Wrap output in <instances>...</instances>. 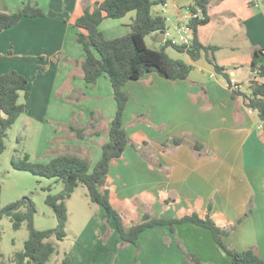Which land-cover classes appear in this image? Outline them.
Listing matches in <instances>:
<instances>
[{
  "label": "crops",
  "instance_id": "obj_1",
  "mask_svg": "<svg viewBox=\"0 0 264 264\" xmlns=\"http://www.w3.org/2000/svg\"><path fill=\"white\" fill-rule=\"evenodd\" d=\"M28 1L36 2L46 15L24 18L0 33V53L6 59L18 58L14 70L29 77L26 112L32 109V131H40L34 157L48 163L59 155H76L89 160L93 169L103 155L102 145L109 141L117 102L107 74L95 84L85 81L75 62L85 52L75 39L74 23L86 6L103 0H0V11L15 12ZM209 1L210 20L199 26V40L217 47L216 60L238 83L247 81L240 86L249 93L256 76L250 66L253 52L264 49V0ZM193 6L194 0H165L154 6V12L166 17L167 29L168 20L174 21L178 37V26L190 22ZM135 16L131 11L122 18H106L100 29L108 39L123 36L131 32ZM166 40H172L166 32L156 37L161 46ZM224 50L230 54L220 55ZM185 53L184 61L194 66L187 79L173 81L149 72L124 86L129 96L123 117L129 143L112 160L103 188L126 228L146 213L170 219L196 211L204 217L211 204L210 215L222 228L230 229L243 218L224 236L225 244L237 250L256 247L264 258L263 125L257 112L245 105L244 96L233 97L226 77L216 72L204 53L197 60ZM259 61L264 62V56ZM245 68L249 75L239 81V71ZM78 130L86 136L80 138ZM176 138L182 141L177 144ZM231 163L241 165L240 173L235 175ZM231 174L238 178L236 185ZM120 241L115 219L98 205L65 253L69 264H135L136 260L197 264L188 261L182 245L201 264H232L212 232L194 223L178 224L175 231L168 225L150 227L136 244L119 249Z\"/></svg>",
  "mask_w": 264,
  "mask_h": 264
},
{
  "label": "trees",
  "instance_id": "obj_2",
  "mask_svg": "<svg viewBox=\"0 0 264 264\" xmlns=\"http://www.w3.org/2000/svg\"><path fill=\"white\" fill-rule=\"evenodd\" d=\"M162 2L164 3L165 0H103L93 7L86 6L83 13L75 20L74 26L78 29L75 39L82 44L85 52V57L75 62L81 66L85 81L88 84H95L102 74H107L114 89L117 111L111 121L109 141L102 145L103 155L93 169H91L89 160L76 155H59L48 163L32 161L28 153L23 158L15 156L11 158L13 168L29 171L36 176L58 178L63 182V189L56 194L48 192L46 196V203L53 209L58 219L57 226L40 230L34 225L37 207L31 197L23 196L1 207L2 184L0 183V220L4 216H9L16 229L26 222L29 230V237L25 240L24 248L16 251L11 261H0V264H47L52 255L58 252L56 245L49 239L55 237L57 240H63L66 237L68 220L66 200L80 184L86 186L92 202L103 206L108 213V218L115 219L121 235L119 249L128 244H136L140 234L150 227L168 225L175 231L176 225L189 222L208 228L216 242L231 256L232 264H264V258L259 255L256 247L237 250L228 247L224 242V236L230 234L243 218L239 219L230 229L222 228L211 217L212 205L210 204L209 212L204 217L196 211L170 219L152 218L146 213L142 220L126 228L121 213L110 200L109 191L103 188L112 160L120 157L129 143L123 118L129 100L128 93L124 90L126 83L138 80L149 72H157L173 81L187 79L194 68L192 64L182 59L169 56L165 50L167 46H173L180 52H187L193 60L199 59L204 53L208 61L214 65L216 72L226 77L233 97L244 96L245 105L257 112L264 129V62L259 61V58L264 56V49L254 50L250 66L256 76L250 81V92H242L241 84H239L240 87H233L232 77L226 71V67L216 60L217 47L203 44L199 40V26L210 20L209 0H194L191 11L201 12L202 17L190 19L189 23L194 31L193 43L190 46L166 40L160 50L148 47L145 40L147 35L167 31L166 17L154 12V6ZM131 11H136V16L131 23V32L115 38H106L100 29L102 21L106 18H122ZM45 15L44 9L31 1L26 2L12 13L0 11V33L24 18L44 17ZM28 84L29 80L26 75L17 70L0 73V112L4 114L0 116V153L7 148L8 130L27 111L26 101L30 97ZM22 96L25 99L24 102L20 101ZM94 114L95 111H92L90 117ZM78 136L84 138L86 134L78 130ZM181 141V138L175 139L177 144ZM200 147V143L195 144L196 149ZM181 247L189 262L201 264L200 259L194 253L186 251L182 245ZM70 261L71 258L65 253L56 264H69ZM135 264L139 262L136 260Z\"/></svg>",
  "mask_w": 264,
  "mask_h": 264
},
{
  "label": "rangeland",
  "instance_id": "obj_3",
  "mask_svg": "<svg viewBox=\"0 0 264 264\" xmlns=\"http://www.w3.org/2000/svg\"><path fill=\"white\" fill-rule=\"evenodd\" d=\"M173 22V20H168L169 28L166 31V36L168 38L171 37L172 40H178L176 31L173 28ZM158 35L159 32L146 36L145 40L148 47L158 50L163 48L165 44L161 46V43L156 41ZM165 50L172 58L187 60L188 56H186V53L176 50L173 46H167ZM227 54H230L228 50H224L220 53V55ZM30 55H32V53ZM19 63L18 58L6 59L1 57L0 53V73L5 72L4 68H9L8 71L15 69L16 65ZM248 75L249 68L241 69L237 79L242 81ZM27 78L29 80V77ZM240 84L245 87L247 81L240 82ZM244 89L246 90V88ZM20 101H25L23 96ZM1 115L3 116L4 114L0 112V116ZM34 133L35 132L32 131V109L30 108L29 112H24L8 130V136L6 138L7 148L3 153H0V183L2 184L1 207L23 196L31 197L37 207L34 225L37 229L44 230L55 228L58 224V219L53 209L46 203V196L48 192L53 194L59 193L63 189V182L58 178L36 176L29 171L15 169L11 164V158L13 156L16 158H23L26 153L31 155L32 161L37 160L34 156H36L35 153L40 131L33 136ZM229 166L231 170L235 171V175L240 173L242 169L239 163H231ZM238 177L240 178V176ZM230 178H234V185H236L238 178L233 176V174L230 175ZM48 188H50V190ZM66 202L68 207L66 237L63 240H57L55 237L49 239L56 245L58 252L52 255L47 264H56L62 259L64 253L67 252L75 242L84 224L98 207V204L92 202L90 199L84 184H80ZM105 223L107 226L106 233H110L108 223ZM28 237L29 230L26 222H24L19 229H16L13 226L12 218L4 216L0 220V261H11L14 253L24 248L25 240Z\"/></svg>",
  "mask_w": 264,
  "mask_h": 264
},
{
  "label": "built area",
  "instance_id": "obj_4",
  "mask_svg": "<svg viewBox=\"0 0 264 264\" xmlns=\"http://www.w3.org/2000/svg\"><path fill=\"white\" fill-rule=\"evenodd\" d=\"M190 19L193 17H202L201 12L195 13L193 11H189ZM178 40H173L174 43L179 42L180 44L190 46L193 43L194 39V31L192 26L189 23H183L178 26ZM240 83H238L234 78L231 80V85L233 87H238ZM240 87V86H239ZM241 88V87H240Z\"/></svg>",
  "mask_w": 264,
  "mask_h": 264
},
{
  "label": "water",
  "instance_id": "obj_5",
  "mask_svg": "<svg viewBox=\"0 0 264 264\" xmlns=\"http://www.w3.org/2000/svg\"><path fill=\"white\" fill-rule=\"evenodd\" d=\"M159 35H161L162 37H164L165 33L164 32H159Z\"/></svg>",
  "mask_w": 264,
  "mask_h": 264
}]
</instances>
